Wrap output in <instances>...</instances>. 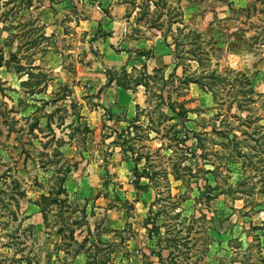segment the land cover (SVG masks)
Returning <instances> with one entry per match:
<instances>
[{"label":"rangeland","instance_id":"obj_1","mask_svg":"<svg viewBox=\"0 0 264 264\" xmlns=\"http://www.w3.org/2000/svg\"><path fill=\"white\" fill-rule=\"evenodd\" d=\"M111 3L150 62L106 67L108 33L57 0H0V264H264V0ZM89 54L128 124L81 82ZM202 70L243 73L250 100L185 81Z\"/></svg>","mask_w":264,"mask_h":264},{"label":"crops","instance_id":"obj_2","mask_svg":"<svg viewBox=\"0 0 264 264\" xmlns=\"http://www.w3.org/2000/svg\"><path fill=\"white\" fill-rule=\"evenodd\" d=\"M55 8L57 15L60 17L59 21L61 17L65 16L64 14L75 12L76 23L74 26H76L78 31L86 33L88 37L93 36L100 28L108 33L105 36H96L90 43L93 49L97 51L99 61L106 67L118 68L125 66L128 69L149 60L134 53V49L141 48L143 43L140 40L130 38L126 34L125 22L122 20L123 10L112 4L111 0H57ZM59 21L57 23L58 26L53 25V31L60 30ZM114 42L116 45L118 44V47H115ZM161 46L158 43L156 44V49L158 50L156 56H158V59L160 56V59L164 61L163 64H165L170 59V51H164ZM87 56L94 58L90 54ZM95 60L96 58L91 61V64L94 65L93 69L89 68L88 71L82 72L79 78L82 80V83L89 85L86 89L89 93L94 92L96 89L98 90L101 86L103 87V106L110 107V111L117 115L122 113L123 118L120 121H115V123L117 122L118 125L122 124L124 126L128 124L134 114L131 108L132 101L129 99L126 90L117 86L114 82L104 87L106 77L103 73L97 71L96 67L98 63ZM71 181V176L65 180V188L70 187ZM111 222H109V226L112 225Z\"/></svg>","mask_w":264,"mask_h":264},{"label":"trees","instance_id":"obj_3","mask_svg":"<svg viewBox=\"0 0 264 264\" xmlns=\"http://www.w3.org/2000/svg\"><path fill=\"white\" fill-rule=\"evenodd\" d=\"M178 31H181V29H177ZM189 33L192 36V39L197 40L199 38V34L194 32V31H189ZM188 33V34H189ZM195 49H193L194 54H196L194 51ZM173 53L177 54V44H174L173 47ZM202 58L197 57L196 61L197 62H202L201 60ZM192 76V77H189ZM185 81H191L194 82L196 84H198V86L205 91H211L212 93L216 92L215 86H217V84H219V82H224L226 81V83H223L222 88H226L228 87L227 90H229V88H231L232 90L234 88H236V84L241 85L242 87V95L244 96V98H246V100H250V95L253 91H252V86H251V81L250 79L244 75L243 73H238L236 72L235 75L233 77L228 78L226 76H220L219 74H216L214 70L211 71H204L202 70L200 73L196 74H192V75H188L185 77ZM230 89V90H231ZM244 89V90H243ZM59 183H60V187L58 188V191L56 192V194H66V191L64 189V187H61V185L64 183L65 178L64 177H59ZM17 194H22V191H17ZM60 200V199H59ZM63 201V200H61Z\"/></svg>","mask_w":264,"mask_h":264}]
</instances>
